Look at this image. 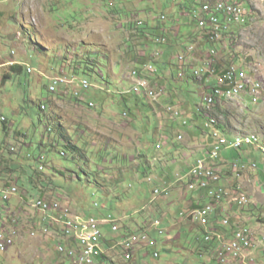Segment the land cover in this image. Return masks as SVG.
I'll use <instances>...</instances> for the list:
<instances>
[{
	"label": "rangeland",
	"instance_id": "obj_1",
	"mask_svg": "<svg viewBox=\"0 0 264 264\" xmlns=\"http://www.w3.org/2000/svg\"><path fill=\"white\" fill-rule=\"evenodd\" d=\"M121 1L0 0V83L2 75L9 70V63L11 62L26 63L33 71L28 74L24 66L25 72L13 74L10 80H5L4 86H0V119L5 117L10 122L9 128L7 127L9 135H6V138L3 139L2 134H0V140L3 139L2 141L7 144L6 157L3 153H0V163L5 157L13 168H19L16 172H12V175L3 176V181L0 179V185H3L5 181H12L13 184H16L17 181V187L19 188V195L12 197L9 204L2 201L0 196V210L8 205L11 207L4 209L3 215L0 216V224L4 223V219H8V225L18 227L21 233L23 232V236L33 242H25L24 245L26 246L21 248L17 246L18 241L15 242V245L7 253H0V264H70L66 257L56 252L55 248L54 252L46 249V246L39 250L35 249L42 243L37 238L40 233L32 224L43 219V215L30 206V201L33 198H37L39 194L27 185L29 178L33 176L32 165L38 167V164L33 162L32 158H39L40 156L46 158L45 169L41 171L44 174L42 175L43 178H46V174L49 175L48 169L51 166L50 155L42 147H39L42 141L47 144L51 143V137L47 135L44 123L39 122L38 116L41 113L39 110L40 101L42 105H46L44 114L50 110H56L64 124L69 125L70 129L73 130L79 127V130H89L95 134V141H91L92 147L97 146L98 149H108L106 159L101 164L99 163L100 166H95L94 164L91 166L90 171H93L95 175L91 174L90 178L81 175L82 181H78L75 175L64 172V168L75 169L74 164L58 157L54 165L58 169L62 168L65 173L66 176L60 180L61 184L63 186L67 185L68 189H58L45 183L48 188L46 191L44 188L43 190L44 197L47 200L59 201L62 205L68 206L70 212L72 210L75 214L79 213L81 217L83 215L99 217L103 211L102 206L107 207L108 210H112L116 218L121 220L123 229L130 233L140 226L149 229L155 220H162L159 229L164 230L165 234L160 235L155 230L149 233L150 237L158 242L157 249L161 253V258L154 260L153 256H148L144 258V263L142 262V257L144 256L141 258L138 256L137 262L139 264H217L216 260L212 258L217 251L210 247L212 244H206V231L205 228L201 227L203 222L201 221L199 225H191L190 222H187V216L178 217V208L186 215L190 206H185L186 201L184 200L178 201L175 197L172 199L174 185L170 186L168 184L171 189V194L168 198L157 197L154 199L152 195L154 188L164 185L161 177L166 174V171L173 175L170 167L171 162L173 160L180 161V163L183 162L181 159L182 155L179 152L176 156H170L167 153V149L179 146L181 147L179 148L181 153H187L183 151L184 148L182 146L177 145L174 139L169 142V147H162L159 151L155 149L160 141L157 140L156 136L160 135L157 132H153L157 131L160 126V119L152 114L156 115L159 112L166 117L163 125L164 130L167 131V136L173 137L174 132L177 131H183L190 135V128L186 126L180 128V122H177L176 125L173 124L176 120L171 119L170 115L167 114L166 106L169 104L179 106L180 111L183 113V118H187L189 124L197 125L198 123L193 121L191 113L193 112L192 109L197 106L199 96L204 94L199 89L198 84L191 81V87H186V84H183V81L178 79L179 71L177 69H173L176 75L175 78L168 76L166 74L167 70L161 71L165 81L169 79L172 81L174 90L167 89V94L169 97L170 95L173 96L174 102L166 104L157 101H147V104L151 105L152 111L149 110L147 104L141 105L135 121L132 120L133 118L130 115L123 117L125 111L116 107L113 102H111V107L103 105L91 109L85 103L80 105L74 99L70 101L69 95L55 94L53 96L50 95L46 99L48 96V92L45 89V85L48 84L47 79L52 76H58L59 73L72 76L70 69L76 66V55L79 54L81 56L84 54L82 49L84 44H86L87 49L91 48L90 45L95 44L99 48L102 46L106 47L105 49L108 51L107 57L103 56L105 59L99 58L100 69L104 75L103 81L96 77H88L89 81L98 89L93 90V92L97 93L98 96L109 95L110 97L119 98L117 94L124 83L122 73L114 70L115 76L111 78L112 72L108 71L105 64L108 60L113 61L117 57L120 59L122 54L119 51L129 41H133V38L136 39L131 34V29L128 25L124 28L119 27L122 22L121 11L111 10V3L118 7ZM125 1L126 13L135 12L138 14L137 18L140 17V10L149 5L150 9L153 7L156 10V12L154 11L156 14L164 12L167 17L166 25H170V21L173 20H182L183 23L191 20L189 13L183 12L179 4L173 7L175 3L179 1L185 2V0H170L171 4L167 3V6L163 9H161V6L165 0ZM191 1L193 0H187L188 3ZM202 1V5L205 3L213 4L218 1L231 2V0ZM232 1L240 2L250 10L247 24L236 27V37L232 38L234 42L232 46L234 53L232 56L235 57L237 54V59L240 58L241 61L246 59V66L251 70L258 69L264 79V1ZM137 5L141 6V8ZM195 26L196 24H193L192 29ZM26 32H30V35H26ZM194 32H198V29L196 28ZM158 33L159 36L163 35L161 30ZM142 43V40L136 39V41L131 43V46L138 47V50L141 51L143 49ZM196 43L199 45L200 40L196 41ZM225 43L216 45L219 49L218 61H224L228 57L229 50L225 48ZM107 44L111 45V47H108ZM30 48L36 50L33 51ZM208 48V46L205 47V49ZM91 49L94 52L97 51L96 49ZM198 49L200 48L198 47ZM13 51L15 52L14 54ZM92 56L97 58L98 55L92 53ZM203 58V56L201 58L197 57L198 60ZM191 67L198 69L202 65L200 62H194ZM188 76H190V73H188ZM163 79L157 77L156 82H163ZM91 101L94 100L92 99ZM180 102L182 103L179 104ZM95 103L98 104V102ZM246 106L248 108L240 107L233 102H226L223 107L227 111V117L217 116V119L220 123H225L229 131L234 135L256 134L264 137V98L258 105H253L250 99L246 102ZM203 109L204 107L201 106L200 110L205 113ZM44 114H42L43 120L45 119ZM111 114H115V118ZM141 116L144 117V121ZM202 116L204 117V115ZM112 119H115L117 124H113L111 122ZM201 121L205 122L203 118L199 119V122ZM1 127L2 123L0 120ZM136 128L147 130V141L153 145L149 150V158L138 156V150L135 149L136 146L134 145H137L140 135H138L136 140L137 132L135 130L132 131ZM128 129H132L129 133L130 140L125 139L126 141L124 140L125 143L123 145H119V142H117L121 149L119 151L117 150V145L113 142V137L118 135H113L110 130H115L118 134H120V130H123L128 134ZM197 130L199 135L203 134L206 136L202 131V125H198ZM204 131L206 132L205 129ZM82 134L79 131V135ZM175 137L177 138V136ZM178 141L185 145L184 138ZM11 147L15 148V152H12ZM106 151H104V155ZM247 153L248 150L244 149L237 153L236 158L229 160L230 164L228 160L224 162L226 165L223 168L225 170L221 174V186L227 191L228 195L225 196L223 207L226 209L225 217L230 220V225L227 229L230 232L235 229H247L253 238L252 249L246 256L249 258L244 260L245 263L238 262V264H264V171L259 168L253 170L249 166V161L252 160L251 165L254 161L253 158L249 157L248 161L244 160ZM238 156L241 159L237 160ZM258 156L261 158L259 153ZM195 159L196 157L193 160ZM91 163H94V161H91ZM236 164L241 166L237 170H235ZM144 165L146 166V174L140 173ZM242 166L245 167L242 168ZM145 179L146 181L152 179L154 183L145 185V183H150L146 182ZM178 192L182 194V198L187 193L185 187ZM239 192H244L249 198V203L244 207L234 205L233 199L239 195ZM161 202L165 203V210H163V206V209H160ZM96 203L99 207L95 206ZM203 203L206 205L208 201L206 200ZM173 207L174 209H172ZM168 211L173 216L166 220ZM175 211L177 212L176 214ZM67 212L65 211V213ZM177 222H182V224H177ZM31 232H35V237H30ZM106 234L109 240L104 243L103 249L108 264H137L134 260L131 262L124 260L122 249L118 245L119 242L115 245L110 242L111 240L119 241L121 233L113 235L106 231ZM211 235L213 236V234ZM48 243L51 244L50 248L55 246L54 242L51 243L49 241ZM143 251H140L142 255L154 252L152 249L146 252L145 250ZM239 260L241 259H236V262Z\"/></svg>",
	"mask_w": 264,
	"mask_h": 264
},
{
	"label": "clouds",
	"instance_id": "obj_2",
	"mask_svg": "<svg viewBox=\"0 0 264 264\" xmlns=\"http://www.w3.org/2000/svg\"><path fill=\"white\" fill-rule=\"evenodd\" d=\"M262 1H264V0H262ZM231 2L237 3L238 1L235 2V1L231 0ZM167 3L171 4L169 2H167ZM167 3H166L165 6H167ZM202 3H203L202 0H193L190 3H188L187 0H185V2H183V1H179L178 2V4L185 5L184 8L186 10H188L189 8H193V10H194V11L190 10V11H187L185 13H189V15H190L189 17H191L192 25L196 24L195 30L197 28L198 32H194L195 30L192 29L190 34L187 35L188 37L185 36V35H182V36L179 37V32L176 33V35H178V36H172V35L168 36V34H164V33H163L162 36H159V33H158L159 29L161 30L162 27L166 26L165 24H166V21H167V17L165 16L164 12H160V13H157V14L155 13L156 17H158V18H156V23L157 24L150 25L149 24V20L147 18H141V17L137 18L136 16H138V14H136L135 12H133V13L127 12L126 13L125 9H123V11H125V17L127 18V25L131 29V34H133V36L137 40L138 39L142 40L143 43L147 44L148 46L150 45L151 41L156 43L157 46H161V45H167L168 46V45L172 44L175 47H180L181 51H179L178 53H175L173 55L169 54V55L166 56V52H164L163 50L157 49V50H154V51H149L150 47H146V46L143 47L141 45L143 47L142 50H144V53L140 56L139 60L141 61L142 65H143V69H142V66H140L139 69L138 68L137 69H132L130 71V73L128 75H126V79L131 81V86L128 89H124L122 91L120 90L118 92L117 96H119L118 99L125 98L126 100L129 99V97H136L134 99H136L138 101L140 106L143 105V104H141L140 100H142L146 104H147V101H150V102H156L157 101V102L162 103L164 101L165 97L169 96L167 94V89L171 90L173 88L172 87V81L170 79L166 80L167 82L165 81L166 82L165 84H164V82L163 83L156 82V78L159 75V72H158L159 68L160 67L162 68V67H164L166 65L169 66L170 73L174 71L173 69H177L179 71L178 79H181L183 81V84H186V87H191V81H192V83L198 84L199 89L202 92H204L203 96H199V101H197V104H196L197 106H195V107H197V109H198L197 113H196L197 116L200 117V118L202 117L205 120V122H203V124H202V122L198 123L200 118L197 120L194 117H192V119L195 122L197 121V123L199 125H202V131L206 134V137L208 136V138L210 137V139H213L214 143L212 144V146L210 145L208 154L205 157L198 158L194 162V164L189 168V170H187L186 173H184L183 175H180V174L177 175L176 176L177 178L175 180L180 181L179 183H185L187 185L188 192L205 191L207 197L210 199V202L207 203L206 205H202V206H199V207H196V208H189L187 210V214L186 215L183 212L180 211V212H178V217L187 216L186 219L190 220L188 222H192V223L197 224V225H199V223L202 221L203 222V226H201V227H203V228H205L204 226L210 220H213L215 224L220 220L219 221L220 222V227L217 230L214 229L212 231H206L205 235H206V237L207 236H211V238H212L211 241H209V242L206 241V244H208V245L212 244V246H210V247H213L217 251V253L212 258L214 260H216L217 264H221L217 260L218 251L224 246L225 243H228L229 241H231L234 238L235 233L237 231H239V230H247V229H242L241 228V229H237V230L235 229L233 232H230L227 229L229 227V225H230V220L225 217L226 213H225V215H217L216 216V212L218 211V208L220 207V205H223V202L225 201L224 200L225 196L228 195L227 191L221 186V182H222L221 174H222V170L223 171L225 170L223 168L226 165L225 164L223 166H219L221 156L223 154H225V152H230V151H232L233 153L237 154V153L243 151L244 149L246 151H247V149H254L257 153H259L261 155V157L263 159H264V155L261 153L259 148L256 147V146H244V147H242L240 149H235V148L230 147L229 145H223L219 149L218 156L216 158H211V155L213 154V152L220 145V140L221 139H226L228 142H232V140L235 137L248 136V135H241V134L234 135L231 132L230 133L224 132L221 128H219L220 126H222V122L220 123V121L217 119V116H222L221 113L226 111V109L223 107L226 102H233V103L237 104L240 107L248 108L246 106V102H248L251 99L253 105H258L262 101V99L264 98V79H263V76H262V74L260 73V71L258 69L255 68V69L251 70V69H249V67L246 66V64H247L246 59H243V61H240V63L237 64V65H228V64L225 63V60L224 61L223 60H220V61L217 60L219 49L217 47H215V46L219 45V44H222L219 41L223 40L224 43L226 41L225 48L227 50H229V48L230 49L232 48V47H229V46H230L231 42H233L232 38L236 37V33L235 34H226V33H229L228 28L231 29V28L234 27L236 29V27H241V26H244L245 24H247L249 16H250V10L244 4H242L244 6V8L247 10V14L248 15H247L246 21L243 24H240V25L230 23L225 18H221L222 30H221V33H220V38L217 39V40H212L210 38V35L207 34V33H209L210 28L205 29V30L199 29L198 23H197L196 18H195V14L200 10V7H201ZM238 3H240V2H238ZM114 6H116L114 3L110 4L111 10H116V11L117 10L118 11L122 10L120 8L119 9H113L112 7H114ZM152 10H154V9H152ZM140 28H144L145 29L144 30L145 34H142V32L139 33ZM151 28H153V29H151ZM177 28H178V25L175 26V29H177ZM206 30H208V31H206ZM198 40H200L199 45H198V43H196V41H198ZM185 41H188V42H185ZM203 41H205V42H203ZM227 42H229V43H227ZM213 43H215V44H213ZM207 46L209 47L208 48L209 49L208 52H207L208 49H205V47H207ZM198 47L200 49H198ZM30 49H32V48H30ZM94 49L97 50L94 53H98L99 52L98 51L99 48L96 47ZM206 52H207V54H206ZM14 53L15 52L13 51V54ZM107 53H108V51H107ZM107 53H102V54H105L104 57H107ZM202 56L204 57L202 60H198L197 59V57L201 58ZM104 57L102 59H105ZM162 59H164L163 62H162ZM194 62H200L202 67L198 68V69H194V67H191V64H193ZM9 64H10L9 70L2 75L1 83H4V81H3L4 75H7V74L13 75V73L11 72V67L14 66V65H22L23 66V72H25V70H24V66H25L26 70H27L26 72L28 74H31L33 72L32 68L26 63L11 62ZM100 66L101 65L98 64V67L95 69V73H93L92 76L103 81L104 75H103V73H102V71L100 69ZM231 67H235L237 69L244 70L247 73L248 76H250L252 78H255L257 81H259L261 83V86H262L261 91L262 92H261V96H260V98H259L257 103H254L252 97H250L249 95H246V94L243 95L241 100H231V99H225V98H221V97H214V91L217 88V86L219 85L220 79L224 76L225 72ZM134 72L137 73L135 77L133 76ZM170 73L167 70V75L168 76H170ZM188 73H190V76H188ZM175 77H176V75L174 74V77H172V78H175ZM55 78L65 79V80L68 81V84H61V85L57 86V91L53 92V91L50 90V85L52 84V81ZM138 79H143V80L147 81L150 89L156 90L155 92L161 91V94L158 97L155 98V97H151L145 91H141L140 93H137L135 91V87L137 85ZM47 80H48V84L45 85V87L47 89V92L50 93V95H52V96L55 95V94H61V95L64 94L65 96L69 95L70 98L74 97L73 99H74V101H76V103H78L80 105H83V103H85L91 109H94V108H96L98 106L95 103L96 101L93 99L95 97H99L97 93L93 92V90H95V89L98 90V89H97V87L95 85H93V83H91L89 81L88 77L75 76V75L69 76L67 74L59 73L58 76H52V77L48 78ZM84 81H86L88 83V88H83L82 83ZM168 83H170V85ZM194 93H196V92H194ZM209 97L213 98V102L212 103L208 102L207 99ZM46 99H48V97ZM73 99H72V101H73ZM92 99L95 102L91 101ZM118 99H115V101L118 102ZM86 102H88V103H86ZM111 102H114V100H112L111 97H110V103ZM171 102H174L172 95H171ZM199 102H200V104H199ZM181 103L182 102H180L179 104H181ZM39 105H41V109L43 110V114H44L45 113V109H46V105L45 104L42 105L41 101H40ZM148 106H150L149 110L152 111L151 105H148ZM201 106L204 107L203 110H205V113L202 110H200ZM119 108L122 109L123 111H125L123 113V117H127L128 115H130L133 118L132 119L133 121L136 120L137 111L135 109H134L135 114L131 115V114H129L127 112V110L123 107V105L120 106ZM166 112H167V114L170 115L171 118L175 119L176 121H180V126H179L180 128L184 127V126H186L188 128L191 125H193L196 129L198 128V124L197 125H194L193 123L189 124V120L187 118H183V115H182L183 113L180 111V107L179 106H173V105L169 104L168 106H166ZM152 115L155 116L154 114H152ZM202 115H204V117ZM146 116H147V114H146ZM0 120H1V122H7L8 126H9V123H10L9 119H7L5 117H2ZM142 120L144 121V117L142 118ZM1 128H0V134L3 133L2 136H3V139H5L6 138V134L1 130ZM204 129L206 130V132L204 131ZM250 135L258 136L259 138L264 140V137H261L259 135H256V134H250ZM183 137L184 136L182 134H178L177 140L181 141V140H183ZM2 140H0V141H2ZM158 140H160V137H159ZM163 144L164 143L161 142V140L158 142L157 151H159V149L164 147ZM11 150H12V152H15V148L14 147H11ZM36 159H38V161H35L36 164H38V167H35V166L34 167L39 169V171H44V169H45L44 165H45L46 158L43 157V156H40L39 158H36ZM203 160L206 162V165H207L208 168L216 171V174L218 175L219 180L217 182H212V181L209 182L208 188H206V189L201 188L199 186H197L195 189H190L191 183L194 182L193 179L191 178L190 173H191L192 169L196 166L198 161H203ZM217 160H219V161H217ZM230 160H232V159H230ZM209 161H213L215 166L216 165H218V166L213 167V166L209 165V163H208ZM251 161H249L250 162L249 166H251V168L253 170H257L259 168L260 170L263 169V171H264V168L259 165L257 160H253L254 163H252V165H251ZM229 164H230V161H229ZM253 165H256V168H254ZM238 167H241V166L239 164H236L235 165V170H237ZM244 167L242 166V168H244ZM149 181H150V183H154V182H152V179H149ZM155 183H157V182H155ZM169 185L171 186L172 184H169ZM170 186H168V184L164 183L163 186H160V187L158 186V187L154 188V190L152 192V195H153L154 199H156L157 197H166V198H168L170 196V194H171ZM11 187L12 188H16L17 191H16L15 194L10 195L8 200H4L2 195L0 194L2 201L7 202L8 204L10 203V200H11L12 197H16L17 195H19V188L16 185H14V184L9 185L7 187H4V186L0 185V188H2V189L11 188ZM187 189H186V191H187ZM217 189H222L223 190V194H222L221 200L218 203H215L214 199L209 195V192L213 191V190H217ZM164 190H166V193H162V191H164ZM157 191H160V193L157 194ZM241 195H245L247 197V200H248V202L246 204H244V205H239L236 202V199L239 198ZM37 200H44V201H46L48 203H58L60 205V209L61 210H59V211L51 210V211H48V212H43V211H41V210H39V209L34 207V202H36ZM233 200H234V205H237L239 207H244V206H246L249 203V198L244 192H239V195ZM209 204L210 205L211 204H215V210L208 217L202 218V219L197 220V221L194 220L191 217V212H193L195 210H198V209H202V208H204L205 206H207ZM30 206L33 209H35L36 211H38L41 215H43V217H45V218L46 217H50L52 225L53 226H60L63 235L68 239V241L72 242L71 245H67L64 242L58 241L59 243H57L55 245L56 252L58 254L64 256V257H66L68 259V261L70 262V264H76V259H75V257L71 258L69 256V252L70 251H74L76 254H78V252L81 249V246L76 241L75 236L73 234L72 235H68L65 232L63 224H64L65 220H67V219H80V220H83V221L94 219V220L99 222V230H100L99 247H100V250H101V254H100V256L98 258H96L94 260L95 264H108L106 262V259L102 258V256L105 255V252H104V249H103L104 248V243H106V241L109 240L108 237H107L106 231H109L113 235H117V234L121 233L119 241L111 240L110 242L113 243L114 245L119 242L118 245L122 249L124 260L126 262H131V261L134 260L136 263H137V260H138V256L137 255L142 250L149 251V250L152 249V250H154V252L155 251L159 252V250L157 249L158 248V242L154 239L157 242V245L154 248H150V247H148V245H146L144 243L140 244L139 246L136 247L135 255H134L133 259H131V260H127L125 258V250H124L123 242H125L126 239H128L129 237H131V236H133L135 234H142V233L147 234L150 239H153L149 235L150 231H152V230L157 231L160 235L165 234L164 230H160L159 229L160 226H161V221L162 220H155L152 223V225H151V227L149 229H145L146 227H141L140 226L139 228H137L136 230H134L133 232L130 233V232H128V231L123 229V226L121 224V220L114 216L112 210H108L107 207H104V206H102L103 211H102V213L100 214L99 217L86 216V215H83V217H81L78 212H77L78 214L73 213L72 210L70 212L68 206L62 205L59 201H49L44 196L43 197L37 196V198H33L30 201ZM95 206L99 207V205L97 203L95 204ZM7 207H10V206L8 205ZM7 207H3V209L0 210V216L3 215V211ZM65 211H68V212L65 213ZM7 221H8V219H4V223L0 224V226H1L0 233L5 228H7V229L8 228L9 229H15L17 231V233H18L17 234V237H18V235H19L21 230H19L18 227H14V226L8 225ZM225 221H228L229 223L225 224ZM157 222H159V225H157ZM6 224H7V226H6ZM113 226H116L117 230H113ZM217 233L222 234L224 239L223 240H219L217 238V235H216ZM249 233H250V231H249ZM211 234H213V236ZM17 237L15 238V242H16ZM30 237H35V232H31ZM251 238H252V235H251ZM15 242H14V245H15ZM217 246H219V247H217ZM251 246H253V238H252ZM12 247H10V248H12ZM59 247H64V252L59 251ZM10 248L4 253H2V252H0V253L1 254H5V253H7L10 250ZM251 249L252 248H250L249 251ZM249 251H248V253H249ZM154 252H152V253L148 252V255H146V257L153 256ZM153 258H154V256H153ZM160 258H161V253H160V257L159 258H154V260H158ZM247 259H241V260L237 261L236 264H238V262L245 263L244 260H247Z\"/></svg>",
	"mask_w": 264,
	"mask_h": 264
},
{
	"label": "crops",
	"instance_id": "obj_3",
	"mask_svg": "<svg viewBox=\"0 0 264 264\" xmlns=\"http://www.w3.org/2000/svg\"><path fill=\"white\" fill-rule=\"evenodd\" d=\"M167 1L168 0L164 1V3L161 6V9H163L165 7ZM125 2H126L125 0H122L118 7H116V6L112 7L113 9H119V8L122 9L121 10L122 22H121V24H119L120 28H124L127 25V18L125 17V11H123V9L126 8V6L124 5ZM168 2L170 3V0ZM176 5H178V3H175L173 5V7H175ZM179 5H180V7H181L183 12H187V11H190V10L194 11L193 8H189L188 10H186L184 8L185 5H182V4H179ZM138 7L141 8V6H139V5H138ZM151 8L154 9L153 7H151ZM148 9H150L149 5H146L145 8H142L140 10V12H141L140 17L141 18L146 17L149 20V24L150 25L157 24L156 23V18H158V17H156L155 12H154L156 10L155 9L154 10L150 9L148 11ZM177 25H178V28L175 29V26H177ZM190 28H191V30H190ZM193 30H195V28ZM161 31L164 34H168V36H170V35L178 36V35H176V33H178V32H179V35L181 34V36L182 35H188L192 31V22H191V20H189L186 23H183L182 20H178V21L173 20V21H170V25H166L165 27H162ZM185 32H186V34H184ZM133 41H136V39L133 38ZM133 41H129V43H127L119 51V53L121 52V54H122L120 59L117 57L113 61H109L108 60L107 63H106L108 71L112 72V74L110 75L111 78L115 76L114 75V70H118V71H120L122 73V78L124 80V83H123V87H122L121 91L124 90V89H128L131 86V81L126 79V75H128L132 69H137V68L139 69L140 66H142V69H143V65H142L141 61L139 60V58L144 53V50L139 51L138 47H132L131 43H133ZM139 44H140V42H139ZM141 45L143 47H145V46L146 47H150L149 51H154V50H157V49L163 50L164 52H166V56L169 55V54L173 55V54L178 53L179 51H181L180 47H175L172 44H170L168 46L167 45L157 46L156 43H154L153 41L150 42L149 46L147 44H145V43H143ZM107 46L111 47V45H108V44H107ZM111 54H115V53H111ZM163 60L164 59H162V62H163ZM162 70L163 71L168 70V72L170 73L169 66L166 65V66H164L162 68L161 67L159 68L158 77L163 79V77L161 75V71ZM174 74L175 73L173 71V72L170 73V76L174 77ZM163 80H164L163 82L165 84L167 81L165 82V79H163ZM163 82H161V83H163ZM168 84L170 85V83H168ZM3 85H5V82L4 83H0V86H3ZM115 98H117V97H114V96L111 97V99H115ZM129 98H132V99H127V102H128V104L130 106H133L134 104H136V102L138 103V101L136 99H134L136 97H129ZM167 102H171V95H170V97L169 96L165 97V99H164V101L162 103H167ZM113 103L118 108L120 106H122V104L121 105L118 104V102L115 101V100H114ZM106 106L111 107V103L109 102ZM134 109L137 111V113L140 112L139 103H138V106H134ZM192 110H193V112L191 113V116L198 120L200 117H198L197 114H196L197 110H198L197 107H195V109H192ZM111 115H112V117H114L115 114H111ZM155 117L160 119V126L158 127L157 131H155V132H157V134L160 135L159 137H160L161 142L164 143L163 144L164 147L165 148L169 147V142H171V139H174V141L177 143V145L182 146V148H184L183 151L187 152V153H181V151L179 150V148H181V147H179V146H178V148L169 147L167 149L168 150V152H167L168 155H170V156L175 155L176 156L178 154V152H179V154L182 155L181 159L183 160V162H181V163H180V161L178 162L177 160H173L171 162L172 164H170V167L172 169L173 175L169 174L168 171H166L165 175L161 174L162 175L161 181H163V183L174 185V194L172 196V199L175 197L176 200H178V201L179 200H181V201L184 200V201H186L185 206H190V208H196V207L202 206V205H204L203 202L206 201V200L209 203L210 199L207 197L205 191L188 192L187 185L185 183H179L180 181H177L175 179H176L177 175H179V174L183 175L184 173H186L187 170H189V168L194 164L196 159L201 158V157H205L208 154L209 148H207V146H209V147H210V145L212 146V144L214 143L213 139H209L208 137H206L204 135L201 136V134L199 135L198 134V130L193 125L188 127V128H190L189 129L190 132H191L190 135L184 133L183 131H177V132H174L173 137H171L170 135L167 136L166 135L167 131L164 130V125H163L164 124V118L166 119V117L164 115L162 116L159 112L156 113ZM196 117H198V118H196ZM111 122H113V124H117L115 119H112ZM177 122H180V121H176L175 123L173 122V124L176 125ZM201 122L198 121V123H201ZM202 124H203V122H202ZM131 130L128 129V134H127L126 131H123V130H120V134H118V132L115 131V130H110V132L113 135H118V136H114L113 137V142H114L115 145H117V150H119V151L121 150L120 147L118 146L117 142H119V145L120 144L123 145L125 143V141H126L125 139L130 140L129 139V137H130L129 133H130ZM134 130L137 132L136 140L138 138V135H140L139 141L137 140V145L136 144L134 145V146H136L135 149L138 150V153H140V152L144 153L145 149H146V144L149 143V141H147V132H146L147 130L136 128V129H133L132 131H134ZM199 131L201 132V130H199ZM178 134H182L184 136L183 138H184V144L185 145H183V143L179 142L177 140V138L175 137V136L178 137ZM247 150H248V153L244 157V160L248 161L249 158H253V160H257L259 165L264 168V159L262 157L259 158L258 153L254 149H247ZM184 156H185V158H184ZM194 157H196L195 160H193ZM125 158H127V157L125 156ZM246 158H248V159H246ZM161 167H163V166H161ZM222 172H223V170H222ZM183 187H185L187 189V193L185 194V197L183 196V198H182V194H180L178 191L180 189H182ZM161 204L162 205L160 206V209L164 208L163 210H165V205H164L165 203L161 202ZM162 206H163V208H162ZM172 209H174V207ZM178 209H179V212H180V208H178ZM225 211H226V209L223 207V205H220V207L218 208V211L216 212V216L217 215H225ZM176 213L177 212L175 211V214ZM171 216H173V214L169 213V211H168L166 220L170 219ZM188 221H190V220L187 219V222ZM219 221L216 224L214 223L213 220L208 221L206 223V225L204 226L205 227V231H212L214 229L217 230L220 227V222ZM177 224H182V222H177ZM190 224L192 225L194 223L190 222ZM32 226L38 231V233H40V234H38L37 238L41 240L42 244H39L38 247L35 248L37 250H39L43 246H46V249H49L52 252H54L55 246L50 248L51 244L48 243L49 241L51 243L54 242L55 245L57 243H59L58 241L64 242L67 245H71L72 244V242L68 241V239L63 235L60 226H53L52 225L50 217H46V218L43 217V219H40V221L34 222L32 224ZM135 237L138 238L137 235H135ZM41 238H43V239H41ZM34 240H36V239H34ZM17 241H18V245L17 246L19 248H21L23 246H26V245H24L25 242H30L29 239H26L25 236H23V232L21 233V231H20V233H19V235H18V237L16 239V242ZM30 243H33V242H30ZM32 246H35V245H32ZM137 246H139V245H137ZM55 250H56V248H55ZM145 252H146V250H145ZM137 256H139L140 258L142 256H144V257H142V262L145 263V259L144 258H147L146 255H142L141 252H140V254H138ZM53 260H54V258H53ZM137 264H139V262H137Z\"/></svg>",
	"mask_w": 264,
	"mask_h": 264
},
{
	"label": "trees",
	"instance_id": "obj_4",
	"mask_svg": "<svg viewBox=\"0 0 264 264\" xmlns=\"http://www.w3.org/2000/svg\"><path fill=\"white\" fill-rule=\"evenodd\" d=\"M198 4V3H197ZM144 28H140L139 33L142 32V34L144 33ZM208 31V30H206ZM227 31V30H226ZM229 33L226 34H235L236 33V29L233 28H228ZM26 35H30V32H26ZM195 35V34H194ZM205 42V41H203ZM221 43H224L223 40L219 41ZM215 44V43H213ZM233 42H231L229 47L233 46ZM84 54H82L81 56H79V54L76 55V66H74L73 68L70 69V74L75 75V76H85V77H93L92 74L95 73V69L98 67V64L100 63V59L103 58V56L105 54L102 53H107L106 49L104 46L102 47H97L95 46V44L90 45L91 48H99L98 49V53H96L98 56L97 58H93L92 56V52L94 53V51H92L91 48L87 49L86 48V44H84L82 46ZM216 47V46H215ZM232 49V48H231ZM229 48V52H228V57L227 59H225V63L228 65H237L240 63L241 59H237V54L235 55V57H233V50H231ZM31 50L35 51L36 49L32 48ZM103 55V56H102ZM231 56V57H230ZM11 72L13 74H21L23 73V66L22 65H14L11 67ZM12 78L11 74H7L4 75L3 77V81L5 82V80H9ZM46 89V87H45ZM47 90V89H46ZM172 91L174 90L171 89ZM171 91V92H172ZM50 96V93H48V96ZM74 97H71L70 100L72 101ZM96 102H98V106H106L109 102H110V96L108 95H104V96H99V97H95L93 98ZM118 104H122L123 107L127 110V112L131 115H134V106H138V103L136 102V104H134L133 106H130L127 102V100L125 98L123 99H118ZM141 104L145 105L146 103L143 102L142 100H140ZM88 103V102H86ZM150 107V106H149ZM39 110L41 111V113L39 114V122L40 123H44V127L45 130L47 132V135H50V139H51V143L47 144L45 142H41L39 144V147H42L46 153H48L50 155V163L51 166L48 169L49 175L46 174V178H43L42 175L43 172L39 171V169L35 168L34 165H32L33 168V176H31L29 178V182H28V187L32 188V190H35L38 194L39 197H43L44 196V190L46 191V189L48 188V186L45 185H52L55 186V188L57 187L58 189H68L67 185L63 186L61 184V178L65 177V173H70L76 176V179L78 181H82L81 175H85L86 177L90 178L89 176L95 175L93 174V171H90L91 166L94 164L95 166H100V164L106 159V155L108 154V149L106 148H97V146L92 147V143L91 141L96 139L95 134L92 133L89 130H79V127H76L75 129H70L69 125H65L62 118L60 117V115L57 113L56 110H50L48 113L44 114L45 119L43 120L42 118V114H43V110L41 109V105H39ZM222 117L226 118L227 117V111H224L221 113ZM2 123V128L1 130L8 135L9 133L7 132V122H1ZM219 128H221L224 132L226 133H230L228 127L226 126L225 123H222V126H220ZM79 131H81V133H83L82 135H79ZM155 133V131L153 132ZM155 135V134H154ZM156 136V135H155ZM157 140L159 139L158 136ZM97 144V143H96ZM153 147V145L149 142L146 144V149L145 152H140L138 153V156H140L141 158H149V150ZM155 149L157 150V147H155ZM5 150L7 151V144L5 141H0V153H3L5 156ZM106 151V154L104 155V151ZM235 153H233L232 151L230 152H225V154H223L221 156L220 159V163L219 166H223L226 163H224L226 160H230V159H234L236 158L237 154L234 155ZM240 156V155H239ZM239 156L237 157V160L241 159L239 158ZM6 157V156H5ZM5 157H3L2 162L0 163V179L3 181V176H7V175H12V172H16L19 168L15 167L13 168L9 162L5 159ZM58 157H61L62 160L67 161L68 163H73L75 169H69V168H64V172L61 169H58L54 164L56 162V159H58ZM11 161V160H10ZM32 161H38V159L36 158H32ZM91 161H94V163H91ZM219 161V160H217ZM11 162H15V161H11ZM123 162V161H122ZM100 163V164H99ZM209 165L216 167L218 165L215 166V164L213 163V161H209L208 162ZM146 166L144 165L143 170H141L140 173H144L146 174ZM40 179V180H39ZM5 181V180H4ZM59 181V182H58ZM146 181V179H145ZM148 182L149 179L147 180ZM146 181V182H147ZM83 183V182H82ZM91 183V182H89ZM12 181H5V183L1 186L7 187L9 185H12ZM151 183H145V185H150ZM14 185H18L17 181L16 184ZM44 188V190H43ZM252 248V246L250 247ZM102 258L106 259L105 255L102 256Z\"/></svg>",
	"mask_w": 264,
	"mask_h": 264
},
{
	"label": "built area",
	"instance_id": "obj_5",
	"mask_svg": "<svg viewBox=\"0 0 264 264\" xmlns=\"http://www.w3.org/2000/svg\"><path fill=\"white\" fill-rule=\"evenodd\" d=\"M213 11H217V18H210V11H206V19L202 23H200L198 27L210 28L211 30H213L218 34L219 38L222 30L221 18H225L230 23L240 25L246 21L248 15L247 10L244 8L242 4H235L233 2H231L229 5L217 6ZM61 84H68V81L62 78L53 79L52 84L50 85V90L53 92L57 91V86ZM82 86L83 88H88V83L84 81L82 83ZM261 89H262L261 83L257 81L255 78L248 76L247 73L242 69L231 67L225 72L224 76L220 79V83L214 91V97H221L231 100H241L243 95L246 94L252 97L254 103H257L261 96V92H262ZM135 91L137 93H140L141 91H145L148 94V91L142 90L140 88V85H136ZM207 100L209 103L213 102L212 97H209ZM242 147L243 144H239V146L236 147V149H240ZM217 156L218 154L212 156L211 158H216ZM194 169L208 170L210 168L207 167L206 162L203 160V161H198V163L192 170ZM208 185L209 182L206 181V187H208ZM9 189H14V188L12 187L6 189L0 188V194L2 195L4 200H8L10 197ZM190 189H195V188L193 186H190ZM159 192L160 191H157V194ZM236 202L239 205L246 204V203H242L240 200H236ZM34 207L43 212H48L51 210L57 211L54 207L46 203L34 202ZM214 210L215 207L211 208L209 212H204V214L202 215L191 216V217L197 221L202 218L208 217L210 214L214 212ZM64 223H66V220ZM225 224H228V221H225ZM244 232L246 233V240H239V246L230 245V251H223V248L219 250V259L217 260L221 264H236V259L248 258L246 256L251 247L252 238H247V230H244ZM83 233H91L92 241H83V243H81L82 260H78V264H95L94 260L96 259V256L101 254V250L99 247L100 230L99 228H94V229L83 228ZM4 235L6 234H0V249L2 247ZM217 238L219 240L224 239L222 234L220 236H217ZM234 238H238L237 232L235 233ZM211 240H212L211 236L206 237V241L209 242ZM147 245L150 248H154L156 247L157 242L154 239H149ZM153 256L154 258H159L160 253L158 251H155L153 253Z\"/></svg>",
	"mask_w": 264,
	"mask_h": 264
},
{
	"label": "bare ground",
	"instance_id": "obj_6",
	"mask_svg": "<svg viewBox=\"0 0 264 264\" xmlns=\"http://www.w3.org/2000/svg\"><path fill=\"white\" fill-rule=\"evenodd\" d=\"M230 3L231 2H229V1H218V2L213 3V4H211V3L203 4L200 7V10L195 14V18H196L198 25H200V23H202L206 19V11H210V18H217V11H213V10H215V8L217 6L229 5ZM235 4H238V3H235ZM199 29L205 30L208 28H199ZM207 34L210 35V38L212 40L219 39L218 34L211 29H210L209 33H207ZM136 74L137 73L134 72L133 76L135 77ZM137 85H140V88L142 90H147L148 94H150L153 97H158L161 94V91L155 92L156 90L150 89L148 82L143 80V79H140L137 82ZM239 144H243V147L244 146H256L259 148L261 153L264 155V140H262L261 138H259L258 136H255V135H248V136L235 137L232 140V142H228L226 139H221L220 145L216 148V150L213 152L211 157L214 155H217L219 153V149L223 145H229L230 147L236 149V147H238ZM253 167L255 168V165H253ZM190 175L194 181L193 183H191L190 186H193L194 188L199 186L201 188L206 189V188H208V187H206V181L207 182H211V181L217 182L219 180V177L216 174V171H214L212 169H208V170L194 169V170H192ZM16 191H17L16 188L9 189V196L12 194H15ZM162 193H166V190L162 191ZM222 194H223L222 189H217V190H213V191L209 192V195L214 199L215 203H218L221 200ZM236 200H240L242 203L248 202L247 197H245V195H241ZM35 203H46V204L54 207L57 211L61 210L60 205L58 203H48L44 200H37ZM214 207H215V204H211V205L209 204L202 209H198V210L191 212V216L202 215V214H204V212H209L210 209L214 208ZM14 218H16V217H14ZM63 225H64L65 232L68 235L73 234L75 236L76 241L80 244V246H81V243H83V241H92V234L91 233H83V228L84 229L99 228V222L94 220V219H90L87 221H83L80 219H67L66 223H64ZM157 225H159V222H157ZM113 230H117V227L113 226ZM0 234H6V235H4V240L2 243V247L0 249V252L4 253L10 247H12L14 245L15 238L17 237L18 233L15 229L5 228L4 230L1 231ZM135 235H137L138 238H136ZM135 235L129 237L128 239L125 240V242H123V246H124V250H125V257L127 260L133 259L137 245H140L142 243H144L146 245L148 244L149 236L147 234L142 233V234H135ZM216 235L220 236L221 234L217 233ZM237 237L238 238H233L228 243H225L224 246L222 247L223 251H230V245L239 246V240H246V233L244 232V230L237 231ZM247 238H251V234L249 233L248 230H247ZM59 251L64 252V247H59ZM69 256L71 258L75 257L76 264H78V260H82V246H81V249L78 252V254H76L74 251H70ZM99 256L100 255H97L96 258H98ZM217 259H219V251H218Z\"/></svg>",
	"mask_w": 264,
	"mask_h": 264
}]
</instances>
